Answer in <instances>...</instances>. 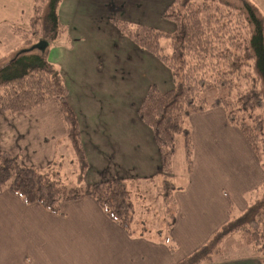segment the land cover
<instances>
[{
	"label": "crops",
	"instance_id": "obj_1",
	"mask_svg": "<svg viewBox=\"0 0 264 264\" xmlns=\"http://www.w3.org/2000/svg\"><path fill=\"white\" fill-rule=\"evenodd\" d=\"M173 1L60 2L58 15L69 29L65 39L60 37L57 45L51 47L53 52L59 49L51 60L60 65L64 80L72 77L69 79L81 96L77 118L90 163L82 182L85 185L109 177H122L131 183L164 180L153 130L136 110L151 84L160 86L161 91L168 90L173 87V79L157 57L140 49L128 37L115 34L111 14L127 17L134 24H151L171 31L176 23L164 17V10ZM83 4L90 7L86 10ZM257 4L264 10V0ZM33 9V0H0V27L13 36V27L29 29ZM92 11L100 13V22H91L92 27H98L95 33L100 36L89 35V24L88 28L86 24H77L80 16ZM88 39L98 46L105 45L98 51L99 62L93 65V71L105 85L103 99L99 98V85L76 76V69L81 71L83 66L80 46L89 45ZM17 41L12 51L22 47L23 40ZM59 54L61 58L56 57ZM139 73L146 83L140 90L132 89L127 79ZM150 73L155 75L151 82L147 79ZM132 90L133 94L139 90V95L129 104L127 92ZM69 94L68 102L76 112ZM131 105L136 108L135 113L133 108L131 112ZM83 114L93 119L88 125L83 124ZM186 125L196 161L189 170L185 166L184 176H177L173 169L170 178L177 186V209L176 222L171 227L162 231L147 225L141 231L147 222L137 223L136 231L130 234L109 218L89 194L65 201L61 211L55 212L39 203H27L6 189L0 191V264H178L226 221L246 210L254 190L264 184L261 157L248 144L239 126L229 122L222 106L189 115ZM67 134V121L55 98L14 113L0 106V152L7 150L26 165L51 166L59 155V147L67 142ZM211 264L263 262L250 256Z\"/></svg>",
	"mask_w": 264,
	"mask_h": 264
},
{
	"label": "trees",
	"instance_id": "obj_2",
	"mask_svg": "<svg viewBox=\"0 0 264 264\" xmlns=\"http://www.w3.org/2000/svg\"><path fill=\"white\" fill-rule=\"evenodd\" d=\"M61 1L33 0L29 29L13 27L14 37L26 46L16 50L11 59L0 56V106L14 113L55 98L67 121L66 141L80 164L77 182L62 181L52 164L26 165L4 150L0 152V191L11 190L27 203H39L55 212L61 211L65 201L89 194L109 218L133 234L138 226L134 219L137 207L129 188L133 182L109 177L82 183L90 165L79 119L68 102L64 76L49 58L51 47L68 30L58 15ZM164 17L176 23L174 30L134 24L127 17L111 14L120 35L157 57L171 73L173 87L161 91L151 84L140 102L138 115L153 130L164 173V199L175 206L177 186L170 172L178 135L185 138L188 170L193 164L192 136L186 125V118L193 113L222 106L229 122L239 126L264 166V10L253 0H174L165 8ZM249 202L246 210L226 221L178 264L233 259L225 253L234 242L231 236L237 233L253 248L251 256L264 264V184L254 190ZM176 209L168 210L166 229L176 222ZM147 225H141L140 230Z\"/></svg>",
	"mask_w": 264,
	"mask_h": 264
},
{
	"label": "rangeland",
	"instance_id": "obj_3",
	"mask_svg": "<svg viewBox=\"0 0 264 264\" xmlns=\"http://www.w3.org/2000/svg\"><path fill=\"white\" fill-rule=\"evenodd\" d=\"M253 1L257 3V2H262L263 0L262 1L253 0ZM82 6L84 9L87 10V7H90V4H86V5L83 4ZM91 13L92 14L80 16V21H78L77 24L79 23L86 24L87 28H88L87 24H89L90 25V31H89L90 33L88 32L89 35L90 36L91 35L100 36L97 33H95L98 31V27H92L93 25L91 23V22H97L95 20H99L100 22V19H99L100 13L96 11H92ZM67 34H68V30L65 34H63L62 38L65 39L64 37ZM115 34L119 37H122V35H120L119 32L117 31V28H116ZM93 39H96V38H93ZM87 41H91L89 45L85 47L80 46V52H81L80 54L82 55L81 60H83V66H81L82 68L80 67L81 71H79V67L78 69H76V71L79 72V75H76V76L79 79L83 78L87 80L88 83L95 84L96 86L99 85L100 86L98 88L99 98L103 99V97L105 96V92H106L105 85H104L103 80L98 79L96 72L93 71V65L94 63L97 64L99 62V58L97 57L98 51L99 50L102 51L105 45L98 46L94 44L95 41L90 40V39H88ZM163 41H165L167 43L166 45H168L167 39H163ZM16 42H18L16 37H14L12 34L10 35L6 29L0 27V56L5 55L8 57V59H11L12 56L15 55V52H16V49L15 51L11 50ZM165 42L163 44H165ZM63 43H66V42L64 41ZM67 43H69V41H67ZM23 46H26L24 42L22 43V47ZM58 52H59L58 48L57 50H55V52L50 50V53H49L50 60L52 56H55V53L57 54ZM56 57L61 58V55L60 57L59 56H56ZM56 66L59 68L61 72L60 65L57 64ZM74 69H73V72H74ZM153 77H155L154 74L150 73L147 75V79L150 82L152 81L150 78H153ZM69 78H72V77L71 76L67 77V80H65V83L67 84V87L69 86L70 94H69V89H68V94L71 95L73 98L74 107L76 109L75 113L77 114V111L79 112V109H80L79 106L81 105V96L78 94V91H76V87L73 85L71 79ZM127 81L130 83L129 87H132V89H139V90L146 83L145 80H143L141 73L131 76L129 79H127ZM139 90L137 91L136 94H133L134 93L133 90L131 92L129 91L127 92L128 93L127 101L129 100V104L130 102H133L134 99L139 95ZM210 98H212V96H210ZM82 99L84 100V98ZM132 108H133V105H131V112H132ZM133 109H134L133 113H135L136 108H133ZM136 113L138 115L137 110H136ZM82 118H83L84 125H88L89 122L93 120L92 118L87 117L85 114H83ZM142 131H143V128L141 129V132H140L141 134H142ZM184 139L185 138L183 135H178L177 145H176L177 153L173 157L174 165L172 168V172H170L173 174V169L175 167V171L177 173V176L179 174V177L184 176L186 174L187 171H185V166L186 167L188 166L187 159H186V148L184 145ZM71 148H72L71 144L68 141L63 142L58 150L59 155L54 161L55 163H53L52 165L55 171L60 172V176H62V181L69 183V184H74L75 182H77V173L80 171V166H79L80 164H78L76 154L74 151H72ZM134 157L135 159H137L136 154ZM191 159L193 163L192 165H194V162L196 160L194 159L193 153L191 154ZM125 180L131 183L129 179H125ZM139 185H142V186L139 187ZM163 186H164L163 181H158L157 179L155 180L145 179L143 180V182L135 181L132 183L131 187H129L131 194L133 196V199L135 200V206L137 207L136 214L134 215L135 221L136 222L138 221V223L147 222L150 228H153L155 230H162V231L167 228L165 223H166V220H168L169 218L168 210L175 209V206H173V202L169 200L166 201L164 199L165 196L163 195ZM133 188L135 189L134 192H133ZM137 188H138V191H137ZM231 238L234 240V242L230 244L229 247H227L229 251H227L225 254H230L231 257H234V259H239V257H250L251 256V252H253V248L251 247L250 244L248 245L246 243L245 239H243V237H241L239 233L232 235Z\"/></svg>",
	"mask_w": 264,
	"mask_h": 264
}]
</instances>
